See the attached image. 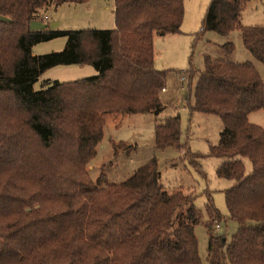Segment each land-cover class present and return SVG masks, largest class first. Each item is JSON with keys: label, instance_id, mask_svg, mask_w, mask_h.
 Listing matches in <instances>:
<instances>
[{"label": "trees", "instance_id": "16d2710c", "mask_svg": "<svg viewBox=\"0 0 264 264\" xmlns=\"http://www.w3.org/2000/svg\"><path fill=\"white\" fill-rule=\"evenodd\" d=\"M89 1L0 0V15L8 19L0 21V264H203L195 197L164 188L156 158L105 187L89 173L105 115L166 109L160 94L168 72L155 68V37L180 33L184 0H113L114 30L30 29L32 21L49 24L51 8ZM249 1L212 0L203 26L221 35L239 31L247 51L264 64V28L240 22ZM62 36L65 50L33 54L36 44ZM70 65L94 66L99 74L46 81L34 90L43 73ZM185 75L192 114L214 115L223 124L210 155L225 159L218 178L235 183L225 191L229 217L238 224L230 243L213 233L222 217L212 201L207 205L209 264H264V128L249 121L264 111L263 79L252 63L209 57L202 71L191 67ZM154 131L157 149L176 148L188 157L180 116ZM112 142L116 156L135 149ZM189 161L198 167L194 156Z\"/></svg>", "mask_w": 264, "mask_h": 264}, {"label": "rangeland", "instance_id": "374dc122", "mask_svg": "<svg viewBox=\"0 0 264 264\" xmlns=\"http://www.w3.org/2000/svg\"><path fill=\"white\" fill-rule=\"evenodd\" d=\"M109 1L90 0L79 4H64L51 8L45 16H48V23L56 31L114 30L115 14ZM211 1L184 0V19L180 33L155 37V68L168 72L166 91L160 94L161 102L166 109L159 115H105L104 137L98 146L96 158L89 165L92 180L97 186L105 187L107 184L127 181L139 168L156 158L163 187L170 191L181 190L195 197L194 204L203 222L195 226L203 264H209L210 237L205 223L209 220L207 205L211 201L222 217L221 221L215 223L213 233L225 235L227 242L230 243L238 231V224L229 217L225 197V191L235 183L217 176V169L225 159L212 157L210 148L219 142L223 124L214 115L192 114L188 102L193 106L194 95L192 91L188 100V78L185 72L191 67L202 71L204 59L209 57L234 63H252L264 82V64L247 51L239 31L221 35L203 26ZM240 22L244 27L264 28V0H250L242 12ZM226 44H232L234 50L229 52L222 48ZM67 45L68 37L62 36L38 43L33 46L32 51L35 56H44L61 52ZM98 74L99 70L94 66H58L43 73L34 85V90H41L46 81L68 83ZM177 115L181 121L182 143L190 150L188 157L176 148L160 150L155 147L156 124H162ZM249 121L264 128V111L252 113ZM112 141L123 142L126 146L132 145L135 149L130 152H123L124 149H120L116 156ZM193 156L198 167L189 161ZM245 165L246 172H251L250 162L246 160ZM102 173L106 175L105 180L99 181Z\"/></svg>", "mask_w": 264, "mask_h": 264}, {"label": "water", "instance_id": "95a60500", "mask_svg": "<svg viewBox=\"0 0 264 264\" xmlns=\"http://www.w3.org/2000/svg\"><path fill=\"white\" fill-rule=\"evenodd\" d=\"M0 21H8V19L0 15ZM49 26L52 28V25L50 24L42 23L39 21H32L30 24V29L32 31L45 30Z\"/></svg>", "mask_w": 264, "mask_h": 264}, {"label": "crops", "instance_id": "0c3cea01", "mask_svg": "<svg viewBox=\"0 0 264 264\" xmlns=\"http://www.w3.org/2000/svg\"><path fill=\"white\" fill-rule=\"evenodd\" d=\"M109 2H110L109 4H111L112 7H113V9H114V1H113V0H110ZM45 19L48 20V19H49L48 16H45ZM170 36H171V35H170ZM166 37H167V36H166ZM165 89H166V88H165Z\"/></svg>", "mask_w": 264, "mask_h": 264}, {"label": "built area", "instance_id": "2783aa9c", "mask_svg": "<svg viewBox=\"0 0 264 264\" xmlns=\"http://www.w3.org/2000/svg\"><path fill=\"white\" fill-rule=\"evenodd\" d=\"M182 80H184V77H182ZM166 91V89H163V92ZM217 227L219 228V225H217Z\"/></svg>", "mask_w": 264, "mask_h": 264}]
</instances>
